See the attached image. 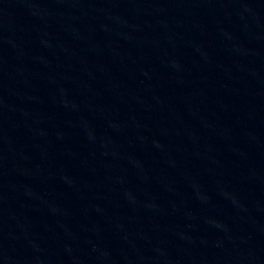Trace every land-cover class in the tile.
Here are the masks:
<instances>
[{
	"label": "water",
	"instance_id": "obj_1",
	"mask_svg": "<svg viewBox=\"0 0 264 264\" xmlns=\"http://www.w3.org/2000/svg\"><path fill=\"white\" fill-rule=\"evenodd\" d=\"M0 264H264V0H0Z\"/></svg>",
	"mask_w": 264,
	"mask_h": 264
}]
</instances>
